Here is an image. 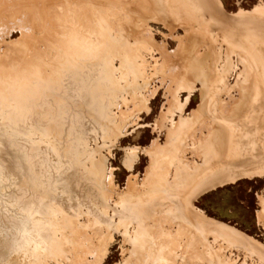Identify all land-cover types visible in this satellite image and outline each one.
Segmentation results:
<instances>
[{
    "label": "rangeland",
    "instance_id": "374dc122",
    "mask_svg": "<svg viewBox=\"0 0 264 264\" xmlns=\"http://www.w3.org/2000/svg\"><path fill=\"white\" fill-rule=\"evenodd\" d=\"M145 1L0 0L1 77L69 87L66 116L0 115V264H264V0Z\"/></svg>",
    "mask_w": 264,
    "mask_h": 264
},
{
    "label": "bare ground",
    "instance_id": "6f19581e",
    "mask_svg": "<svg viewBox=\"0 0 264 264\" xmlns=\"http://www.w3.org/2000/svg\"><path fill=\"white\" fill-rule=\"evenodd\" d=\"M145 1V0H144ZM186 1V0H185ZM197 1V0H196ZM200 1V0H198ZM202 1H205V4L209 3L210 1L209 0H202ZM146 2V1H145ZM156 2V1H155ZM158 2L159 0H157L156 2V5L158 6ZM175 4L173 5L174 6V17H182V15L184 16L183 13H185V10L183 9L184 7H182L181 3L179 4V0H174ZM173 2V3H174ZM192 2V1H191ZM160 3V2H159ZM164 3V2H163ZM167 2H165L166 4ZM187 3V2H186ZM168 4V3H167ZM192 4V3H191ZM191 4H188V6H190ZM160 5V4H159ZM161 5H162V2H161ZM170 5V3L168 4ZM167 5V6H168ZM172 5V4H171ZM194 5V4H193ZM153 6V8H157L158 7H154V5H151ZM161 9H162V6H160ZM165 5H164V10H167L165 9ZM191 9H193L191 6H190ZM149 10V9H147ZM159 10V9H158ZM198 10V9H197ZM216 10V9H215ZM169 11V9L167 10ZM194 11V9H193ZM219 11H217V14ZM149 13V12H148ZM170 13V11H169ZM216 13V12H215ZM214 13V14H215ZM167 14V13H166ZM165 14V15H166ZM191 14V13H190ZM169 15V14H167ZM194 15V14H193ZM216 15V14H215ZM170 16V15H169ZM223 16V15H221ZM185 17V16H184ZM218 17V15H217ZM183 18V17H182ZM192 19V18H191ZM190 21V20H189ZM223 21V20H222ZM216 22V21H215ZM238 24V23H237ZM231 26V25H230ZM189 29V28H188ZM117 31V30H116ZM233 33V32H232ZM242 34V33H241ZM241 34L239 36H241ZM245 35V33H243ZM59 40L58 42H63V41H67L68 39H71V40H76V39H79L80 38V34L79 32H76V31H73V29L71 30H66V29H62L61 30V34L59 36ZM82 37V36H81ZM244 36H242L243 38ZM264 37V36H263ZM235 38V37H234ZM246 39V38H245ZM242 40V43H244V38L241 39ZM189 43V42H188ZM247 43V42H245ZM244 43V44H245ZM136 44V43H135ZM248 45V44H247ZM247 47V46H246ZM250 48V47H249ZM251 50V49H250ZM59 52L61 53L60 54V58L58 60V63L55 67H57L56 69H58L57 71H59V69H61V71L63 73H59L63 76L64 79L67 80V82H69L70 86L71 85H74V89H78L77 90V97H78V100L81 101L82 103H85L83 105H86L88 103V99L85 97L86 96V93H87V90H88V87H86V83H84V74H82L80 72V69L81 67H85V69H88V62L86 61V57H87V53L85 54L86 57H83V56H80L79 54L77 56H67V53H68V49L66 48V46L64 44H62L61 46H59ZM138 53V52H137ZM193 53V52H192ZM133 54V53H132ZM63 58V64H61V59ZM78 60H82L83 62V65L79 63ZM38 61V65L37 67L36 66H33V65H27L28 67V70H29V73H30V76L29 77H23V78H17L15 76H9V74L11 73H8V75H4L1 77L0 75V115H4L5 117H9L10 116H13V117H18L20 114L22 116H32V119L35 115H40L42 117V114L40 111L36 110V107L39 106V110H40V105L39 104H36L35 101L36 100H40V101H44L43 103V106H44V111H45V114L46 116H49V117H53L54 115H57L56 112H58V109H59V106H58V109L57 111L55 110L56 108H54V105L55 107H57L56 103L57 101H54L53 105H51L49 108L50 110H46V107H47V103L46 101L47 100H50L51 102L53 101L54 98H57L56 95H55V92H60V93H68V90H69V87L64 85L63 87H60L59 85H62L63 82L61 80H59L58 82V79L55 78V75H47L45 76L44 75V68L41 63ZM36 61V62H37ZM199 61V60H198ZM35 63V62H34ZM203 63V62H202ZM22 64V63H21ZM24 64V63H23ZM22 64V65H23ZM27 64V63H26ZM20 65V66H22ZM25 65V64H24ZM203 66V65H202ZM6 67V66H5ZM24 67V66H22ZM9 68V67H8ZM26 68V67H25ZM22 69V68H21ZM18 70V69H17ZM16 70V71H17ZM21 71V70H20ZM42 71V75L40 74V72ZM13 72V71H12ZM27 72V71H26ZM56 72V73H58ZM24 73V72H23ZM7 74V73H6ZM87 74V77H88V73L86 72ZM25 75V74H24ZM18 76V75H16ZM87 83H88V79L86 80ZM58 83V84H57ZM54 88H56L58 91H54ZM75 91V90H73ZM263 98V97H262ZM263 101V100H262ZM260 104V103H259ZM258 107V106H257ZM53 109V110H52ZM262 112V111H261ZM58 114L60 115H64L66 116V113L63 112L62 110L58 112ZM249 118H252V117H258V119H260V121L264 122V112L262 114H259L258 113V110L255 108L251 109V113L250 115H248ZM43 117H45V115L43 114ZM63 117V116H61ZM50 122H53V119L50 121ZM54 123V122H53ZM57 124V123H56ZM55 125V124H54ZM264 125V124H263ZM51 126V125H50ZM41 127L39 129H41V134L42 133H46L48 130V128L50 127ZM56 126V125H55ZM53 127V124L52 126ZM264 127V126H263ZM60 128V127H59ZM52 129V128H50ZM54 129V127H53ZM263 129V128H262ZM34 129H27V132L25 134L26 138H30V136L32 135V133H29L31 131H33ZM36 130H38L36 128ZM55 131V130H54ZM54 133V132H53ZM59 133V132H58ZM48 134V133H47ZM43 135V134H42ZM236 135V134H234ZM238 135V134H237ZM41 137V136H39ZM237 137V136H236ZM240 142H236V147H240L239 146ZM248 145V146H247ZM32 147H36L34 144L31 145ZM248 147V150L249 151H252L253 152V145H252V142L251 140H248L245 142L243 148H246L247 149ZM250 147V148H249ZM42 152V151H41ZM42 154V153H41ZM40 154V156H41ZM252 154V153H251ZM37 155V154H36ZM35 155V156H36ZM43 155V154H42ZM57 155V154H56ZM262 155H260L261 157ZM32 158V157H31ZM35 158V157H34ZM33 158V160H34ZM245 158V157H244ZM213 159V158H212ZM234 161H236V159H233ZM213 161V160H212ZM233 161V162H234ZM33 162V161H32ZM237 162V161H236ZM33 164V163H32ZM210 166V164H209ZM33 170V169H32ZM30 171V170H29ZM30 173V172H27V174ZM26 177V176H25ZM219 178V177H218ZM26 179V178H25ZM26 182V180H25ZM24 185V184H23ZM203 185V184H202ZM192 194V193H191ZM190 195V194H189ZM180 198V197H179ZM24 199V197H23ZM24 202H22L21 204H23ZM27 203V202H25ZM24 203V206L27 205ZM31 206L32 208V205L31 204H28V206ZM34 207L35 206H39L38 203H33ZM24 206H22V208L24 209ZM27 207L28 208H30ZM121 207V206H120ZM183 207V206H182ZM186 208V206H185ZM183 207V209H185ZM26 210V209H25ZM31 211H33L32 209H30ZM29 211V210H27ZM186 211V210H185ZM36 209L35 211H33V213H36ZM122 212V211H121ZM188 212V211H187ZM119 215V214H118ZM124 215V214H123ZM29 216V215H28ZM135 218V216H133ZM34 220V219H33ZM31 219V221H33ZM135 221V219H134ZM183 222V221H182ZM14 225L13 227L11 228L12 231L17 232L20 236V239H22L23 241L26 240V238L28 237V232L25 228L26 226V223L23 222V221H18V222H13ZM137 223V222H136ZM34 227H37L38 225H33ZM187 227V226H186ZM208 229V228H207ZM141 230V229H140ZM198 230V229H197ZM199 231V230H198ZM217 231V230H216ZM142 232V231H141ZM34 233V232H33ZM216 233V232H215ZM32 234V232H31ZM32 236V235H31ZM141 238V237H140ZM31 239V238H30ZM40 242V241H39ZM197 251V250H196ZM139 253V252H138Z\"/></svg>",
    "mask_w": 264,
    "mask_h": 264
},
{
    "label": "crops",
    "instance_id": "0c3cea01",
    "mask_svg": "<svg viewBox=\"0 0 264 264\" xmlns=\"http://www.w3.org/2000/svg\"><path fill=\"white\" fill-rule=\"evenodd\" d=\"M234 234H236V233L234 232Z\"/></svg>",
    "mask_w": 264,
    "mask_h": 264
}]
</instances>
